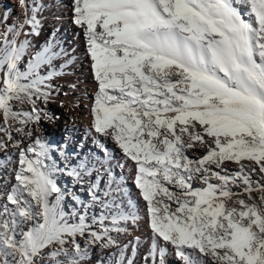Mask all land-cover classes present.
I'll use <instances>...</instances> for the list:
<instances>
[{"label":"snow or ice","instance_id":"obj_1","mask_svg":"<svg viewBox=\"0 0 264 264\" xmlns=\"http://www.w3.org/2000/svg\"><path fill=\"white\" fill-rule=\"evenodd\" d=\"M18 5L26 9L22 22L0 35V150L15 123L41 119L36 101L50 96L44 89L53 75L41 70L61 55L52 45L33 54L18 39L40 34L38 9L27 0ZM73 13L98 81L94 130L135 163L156 237L183 264H199L200 257L207 264H264V180L253 179L257 169L264 174V0H74ZM14 102L32 107L16 111ZM36 144V154L46 156L47 145ZM198 148L205 154L190 157ZM26 151L35 149H21L17 184L0 205V264L8 257L35 264L44 249L86 232L92 242L106 238L107 247L115 244L111 231L135 223L124 212L111 216L112 227L101 218L102 233L89 232L83 216L68 223L60 188ZM166 251L154 237L153 264L157 255L165 264Z\"/></svg>","mask_w":264,"mask_h":264},{"label":"bare ground","instance_id":"obj_2","mask_svg":"<svg viewBox=\"0 0 264 264\" xmlns=\"http://www.w3.org/2000/svg\"><path fill=\"white\" fill-rule=\"evenodd\" d=\"M236 2L239 3V0H236ZM27 3L29 7L35 6L38 9L37 18L40 20V34L38 36L32 34L26 37L24 35H21L19 36L18 39L20 41L26 40L30 44L29 50L33 51L34 54V51H39L46 47L44 44L45 41H43L45 29L47 28L49 32L51 31L50 39L53 38L52 43L56 44L57 46L55 50L60 52L61 55H59L53 61L51 67H45V68L47 69V75L49 74V72L54 73L57 75L56 81L58 83L64 82L60 85L62 87V90L64 89V91L67 93V95H65L67 97H65L66 99L64 100L63 99L57 100L56 96L54 95L53 96L51 95L52 97H48L46 101L44 99L37 100L36 107L41 110L40 112L41 119L39 120V122L33 120L30 121L27 125H24L26 129H28L27 136L29 137L33 136L34 133H36L35 131L42 122L44 123L46 122L48 124L50 123L48 120L47 109L49 108V104H51L52 101L54 100L58 101V108H59V111L57 113L58 116L56 115L55 119H53V117H50L53 123L52 129L59 130L58 126L56 125H58L62 121L63 126L66 128L65 131L66 139L60 141V147H59L60 152L57 154V157H55L52 154L54 156L55 163H53L51 159L53 156L51 155L52 152L50 150V147H54L56 145L55 142L59 140L60 136L58 135L56 137L51 134L50 136H52V139L50 137V140L47 139L48 140L47 143L44 142V144L47 145V154L50 155V158L48 159V162L46 163L42 162L43 168L41 170L49 173L51 179L57 176L58 180L56 181L55 179L57 178H55L54 182L60 188L62 195L60 206L65 212L68 223L78 224L80 223L79 218L83 216L84 221L90 219L87 224L89 232L95 231L98 233H102V228L98 223V221L101 218L108 217V220L105 221V226L112 227V225L110 224V219L112 215H118L120 212L132 213L137 217L136 224H139L138 229H140L138 231L137 236L138 238L141 239V237H144L145 233H148L150 229L146 230L147 229L146 227L148 226L141 224L142 222L141 219L143 218L141 217V215H139L140 213L138 214L137 213L138 211L134 209L135 205L133 207V204H131L130 205L131 208L126 209L125 205L130 197L127 198L125 196L120 195L119 186L116 185L117 182L112 178L109 177L107 178L103 176V174L100 171L102 169L98 170L97 168V166L100 165L99 163H101V160H99V156H102V158H105L107 156L104 149H106L107 147H111L113 145L112 140L110 138H109L110 140H107L106 139L107 137L104 136L102 137L101 134H99L101 136L99 140L100 144L102 145L101 147L97 145H90V144L87 145L86 142H84L85 139L84 140L82 139L80 140L81 142L78 144V146H76L77 151L80 152L81 155L73 153L71 149L73 143L83 133L81 132L83 126L77 114L78 111H80L81 109H79L77 102L76 104H72L68 99V96L74 95L73 91L75 90L77 83L90 85L93 79L95 78L94 70L92 68L93 62L86 47L87 38L84 39L83 41H80L78 37H76V40L74 39V41H68L67 42L68 45L66 46H65L66 44L65 39H62L61 41L56 39L59 30L68 29L69 32L74 31L75 29H78L79 31L82 30L80 26L74 23V13H73L74 1L71 0V3H68L67 0H27ZM8 5L9 8L5 11L7 5L5 6L4 2L3 5L0 4V35L4 33V31L9 27V25L20 24L23 19V16L19 15L18 13L19 8L13 7L14 5L19 6L18 0H8ZM22 11L24 12L26 11V9H22ZM5 14L9 16V19L6 23L2 19V17ZM250 17H251L250 12H246V18H250ZM45 23L47 25H45ZM23 31L29 32L30 29L29 27L25 26ZM63 49L66 52L63 51ZM66 53L70 55H67ZM73 55H75L76 57L74 58ZM26 65H27L26 63L23 65L22 70H24V68L26 70V67H24ZM62 75H66V80L63 79ZM0 79H2V73H0ZM71 93L73 94L70 95ZM13 107L16 111L25 112L26 108L30 107L31 109L32 105L31 103L14 102ZM68 151H70V153L68 154L69 158L65 157ZM111 155L112 154L109 153V157H111ZM75 156H78L79 160H77V157ZM80 160L81 162L79 163L78 161ZM121 163L122 162L118 163L120 166L119 168L122 167ZM45 164L47 165L46 169H45ZM75 165L79 166V169L76 170ZM71 173L72 175H70ZM132 173L133 172H129L128 176H130ZM93 175L96 176L95 177L96 180L94 181L91 180V177ZM68 178H70V182L67 181ZM85 189L89 191L91 197L86 202L84 208H81V203H83L82 201L85 199V196L83 195ZM107 190H109V192ZM106 191L108 192L107 194ZM67 196L71 198L70 201L69 199H67ZM112 196L114 197V199H112ZM72 197L74 201L72 200ZM104 199H107L108 203H106V205H108L109 207L106 206L105 208L106 210L105 209L103 210V212L105 211L106 215H104V213L98 215L97 213L98 204L99 203L102 204L104 202L103 201ZM52 202H55V200ZM110 204L112 206H110ZM94 224L95 226H93ZM121 226L126 227V229L128 230V234L127 231L119 232V233L116 231H111L109 233V235L115 241V244H110L109 247L111 248L113 247L114 250L119 249L118 247L124 248L125 244L126 245L129 243L132 244L134 241L131 239L133 236L129 237V230L134 229L133 223L129 222L128 224L126 225L122 224ZM98 227L100 228V230H98ZM64 239L66 241L65 245L66 246L71 245L74 247L73 249H75L74 246L75 244L80 245L79 260L82 264H93L92 263L93 260L91 259V256L92 254H94L92 252L93 251L92 248L95 247V243L92 242L93 238L91 237V235L88 234V232H86L85 235L77 234L75 237L65 236ZM98 242L100 243L101 246L103 242L106 243V238L105 240H101ZM134 245L136 247L137 246L140 247L138 242L134 243ZM46 249H44L43 251H46ZM143 249L144 248H141L140 251L144 252ZM109 251L111 252V250ZM126 251L127 250H125V252ZM151 262L153 263L152 259ZM180 263L183 264V261H181Z\"/></svg>","mask_w":264,"mask_h":264},{"label":"rangeland","instance_id":"obj_3","mask_svg":"<svg viewBox=\"0 0 264 264\" xmlns=\"http://www.w3.org/2000/svg\"><path fill=\"white\" fill-rule=\"evenodd\" d=\"M67 1L68 3H71V0L70 1L67 0ZM3 2L5 3V6L7 5L5 8V11H6L9 8L8 0H2V1L0 0V4L3 5ZM13 7L19 8L18 13L19 15L22 16V13H23L22 8L16 5H14ZM45 25L47 24L45 23ZM82 30L79 31L78 29H75L74 31H71V32H69L68 29L59 30L56 36V39L59 41H61L62 39H65L66 40L65 46L68 45L67 43L68 41H74V39L76 40V37H78L80 41H83L84 39H86V36H85L84 30L83 31ZM50 33L51 31L49 32V30L46 28L44 36H43V41H45L44 44L45 46L52 45L54 48H56L57 47L56 44L52 43L53 38L50 39ZM86 47L88 49L87 39H86ZM63 51L65 50L63 49ZM67 55H70V54H67ZM73 57L75 58L76 56L73 55ZM24 67L27 68V65ZM41 75L47 76L46 68H43L41 70ZM56 76L57 75L53 73L52 78L49 81H47V84L50 85V87L44 90L50 92L49 97H52L54 95L56 96L57 100H60V99L64 100L66 99L65 97H67L65 96L67 95V93L64 91V89L62 90V87L60 85L64 82L58 83L56 81V78H57ZM62 77L63 79L66 80V75H62ZM92 82H91L92 85L77 83L75 90L73 91L74 95H72L73 93H71L70 95L72 96H68V99L70 100V102L72 104H76L77 102L79 109H81L80 111H78L77 114L82 122L81 124L83 127L81 129V132L83 133L78 137V139L71 146L72 152L75 154L81 155V153L77 151L76 146H78V144L81 142L80 140L82 139L83 140L85 139L84 142H86L87 145L90 144V145H97L99 147L102 146L99 140L101 136L103 137V135L100 136L99 133L95 132L94 130V127H93L94 113L92 112V109L95 106V98L98 94V81L94 78ZM47 110H48V114H47L48 120L50 123L48 124L46 122L45 123L42 122L37 128V130L35 129L36 133H34L33 136L31 137L27 136L28 129H26V127L23 124H20L17 122L13 125V128L11 130L12 139L7 140L5 138V141L8 144V147L6 149L0 150V205L5 203L6 194L10 192V190L13 188L14 185L17 184L15 176L21 169V165H20L21 149L27 150L29 147L34 148L35 152H27V151L25 152L27 158L33 161L39 159L43 163H46L48 162L50 155L48 154H46V156L37 155L36 153H39L40 149H39V145L36 144V141L39 140L43 144L44 142L47 143L48 140H50V137L52 139V136H50L52 134L56 137L59 135L60 137H59V140L55 142L56 145L54 147H50V150L52 152L51 155L53 154L55 157H57V154L60 152L59 151L60 141H62L63 139H66V136H65L66 128L63 126L62 121H61V123L56 125L58 126L59 130L57 129L53 130L52 129L53 123H52V120L50 119V117H53V119H55L59 111L58 101L56 100L52 101L51 104H49V108ZM27 111H30V107L26 108L25 112ZM106 139L110 140L111 138L110 139L106 138ZM112 142H113V145L111 147H107L106 149H104L107 156L105 158H102V156H99V160H101V163H99L100 165H98L97 168L98 170L102 169L100 171L103 174V176L107 178L108 177L112 178L113 180L117 182L116 185L119 186V189H120L119 193L121 196H125L127 198L130 197L128 201L126 202V205H125L126 209H130L131 204H133V207L135 205L134 209L137 210L138 211L137 213L138 214L140 213L139 215H141V217L143 218L141 219L142 220L141 224L148 226L146 227L147 228L146 230L150 229V231L148 232L149 234L145 233V236L141 237V239L138 238L137 234L140 229H138L139 224H136L137 222V219H136L135 224L133 223L134 229L129 230V237L133 236L131 239L134 240L132 244L131 243L127 245L125 244V246L123 245L124 248L118 247L119 249L114 250L113 247L111 248L109 247V245H108V248H111V249H108L107 247H105L104 246L105 242H103L101 246L98 241L94 242L95 247L92 248L93 249L92 252L94 254H92L91 256V259L93 260L92 263L93 264H129V261H131V264H153L151 262L152 258L150 256V251H151V247L153 244V239L155 237L158 247H166L167 249L166 254L164 256L165 264H181L180 262L182 260L176 255L175 248L171 244H165L162 238L156 237V234L152 231L150 227L147 202L143 199L142 193L138 189L135 183L136 176H137L135 163L123 154L122 150L119 149V147L116 145V143L113 140ZM205 152H206L205 148H198V150L191 151L189 155L190 157H193V158H199L202 155H204ZM69 153L70 151L66 153L65 157L69 158L68 156ZM109 153H111L113 156L111 155V157H109ZM54 156L51 158L53 163H55ZM75 157H77V160H79L78 156H75ZM78 162L80 163L81 160ZM119 162H122L121 165L123 168L122 167L119 168L120 167L118 164ZM242 163L245 165H249L251 167H257L256 165H254V163L247 161V160L242 161ZM46 168H47V165L45 164V169ZM227 168L231 171L239 170L238 165L234 162H228ZM75 169L76 170L79 169V166L75 165ZM129 172H133V173L130 176H128ZM26 174L31 175L30 173H26ZM70 175H72V173ZM92 177H91V180L93 181L96 180L95 175H93ZM55 178H57V176ZM55 178H53V180ZM253 179L256 181L264 180V174L259 173L257 169V172L253 175ZM55 180L57 181L58 178ZM67 181L70 182V178H68ZM212 182L215 183L216 181L214 180ZM201 186L202 185L200 184L199 181H197L194 184V187H201ZM107 191L109 192V190ZM107 191H106V194L108 193ZM233 191H240V190L234 188ZM83 195L85 196L86 200L84 199L82 201L83 203H81V208H84V206L86 205V202L91 197L89 191L86 189L84 190ZM259 195L260 194L258 192L253 193L254 197H259ZM240 198H243L246 201L248 200V196L246 194L241 196ZM67 199H69V201L71 200L69 196H67ZM112 199H114L113 196H112ZM49 200L54 201L55 194H52V196L49 197ZM72 200L74 201L73 197H72ZM103 201L104 202L102 204L100 203L98 204V212H97L98 215L101 213H104V215H106L105 211L103 212V210L106 208V206H108L106 205L108 201L107 199H104ZM129 201H131V203H129ZM256 203H259L258 199L256 200ZM110 206L112 205L110 204ZM228 206L231 207L233 205L229 203ZM235 206L239 208V205H235ZM173 207H175V205H173ZM89 220L90 219L85 220L86 225L88 224ZM93 226H95V224ZM98 230H100L99 227H98ZM127 234H128V230H127ZM137 242L139 243V246L141 248H144L143 249L144 252L140 251L141 249L140 247L138 246L136 247L134 245V243H137ZM73 248H74L73 246L71 245L66 246L65 244L61 246L60 244L51 245L46 249V251L41 252L40 255L34 258L35 264H82L79 260V253ZM109 250H111V252ZM125 250L127 251L125 252ZM7 259L9 261V264H13L12 257H8ZM155 264H159L158 255H157ZM199 264H207V261L205 260L204 257L199 258Z\"/></svg>","mask_w":264,"mask_h":264}]
</instances>
